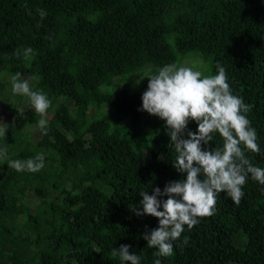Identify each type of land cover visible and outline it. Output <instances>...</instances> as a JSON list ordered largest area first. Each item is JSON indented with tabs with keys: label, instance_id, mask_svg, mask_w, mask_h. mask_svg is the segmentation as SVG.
I'll use <instances>...</instances> for the list:
<instances>
[{
	"label": "trees",
	"instance_id": "obj_1",
	"mask_svg": "<svg viewBox=\"0 0 264 264\" xmlns=\"http://www.w3.org/2000/svg\"><path fill=\"white\" fill-rule=\"evenodd\" d=\"M189 52L208 59L213 74L223 66L232 93L252 105L260 151L246 156L264 168V0H0V72L31 75L52 108L47 133L38 127L33 144L24 129L41 116L14 94L0 148L8 160L34 158L41 147L50 155L35 173L0 159V264H122L111 256L121 244L141 264H264V185L250 177L239 205L218 193L214 214L185 226L168 257H156L142 238L158 220L130 210L139 191L183 177L172 166L165 122L138 110L148 80L139 90L124 80L146 63L161 68ZM114 78L124 80L114 88ZM90 107L108 109L87 120ZM221 143L214 133L210 147ZM26 191L37 199L33 213Z\"/></svg>",
	"mask_w": 264,
	"mask_h": 264
},
{
	"label": "clouds",
	"instance_id": "obj_2",
	"mask_svg": "<svg viewBox=\"0 0 264 264\" xmlns=\"http://www.w3.org/2000/svg\"><path fill=\"white\" fill-rule=\"evenodd\" d=\"M37 11L41 19L46 17L43 9ZM32 53L29 47L23 56L27 59ZM147 79L138 110L165 122L168 146L175 152L172 166L183 178L167 182L162 190L155 187L151 194L139 191V207L131 205L130 210L138 217L147 215L158 220L157 227L146 230L142 238L149 248L156 249V257H168L173 254L172 242L180 238L185 226L190 230L199 218L214 214L218 193L225 192L239 205L249 177L264 185V168L254 166L246 156V152L260 151L256 130L247 115L252 105L232 93L223 66L218 64L214 75H203L191 67L166 64ZM11 85L14 94L28 98L37 114H47L50 100L42 91H34L28 80L21 79V73L11 76ZM190 121L197 125L195 131L188 129ZM38 127L46 134L47 120L40 119ZM6 131V127H0V136ZM214 133L222 143L212 149ZM0 159L8 160L7 148H0ZM8 166L17 172L35 173L44 167V156L8 160ZM130 247H113L111 256L119 257L122 264H141V257L130 252ZM153 264H161V260L157 258Z\"/></svg>",
	"mask_w": 264,
	"mask_h": 264
},
{
	"label": "rangeland",
	"instance_id": "obj_3",
	"mask_svg": "<svg viewBox=\"0 0 264 264\" xmlns=\"http://www.w3.org/2000/svg\"><path fill=\"white\" fill-rule=\"evenodd\" d=\"M173 64H176L177 66L191 67L193 68V70L201 71L203 75H214L211 72L209 60L204 58L200 54V52H189L184 55H177V58ZM153 69H155V71L152 74H150ZM159 69H160L159 67H155L151 63H146L140 71L134 72L129 78H126L125 80L114 78L112 81V87L116 88L120 86V84L124 80L129 82V85L133 90H139L146 84L145 82H147L148 80L147 77L154 75L156 72H158ZM21 79L28 80L30 87L33 88V85L31 84V80H32L31 75L25 74L21 77ZM62 101L67 106H72L73 104V100L69 97L63 98ZM16 103H17V99L15 98L14 93L12 92L11 74L8 71H2L0 72V127H7L12 123L14 113L10 109V107ZM20 107L26 108V104L21 103ZM107 109L108 107H90L86 113L87 114L86 119L90 120L93 117H97ZM51 116H52V108H49L47 110V114L43 117L41 116L39 119H45L47 120L48 123ZM58 128H60V130L65 133L66 130H64L61 127V125H58ZM24 135L26 139H28L30 142L35 144L40 139V134L38 132V125L26 127L24 129ZM142 146H145L144 143L142 144ZM142 146L141 149L143 150L142 152L143 156L145 157L149 156L148 153L144 151V147ZM38 152L47 156L50 155L49 151L42 147L38 149ZM68 185H70V183H68ZM25 199L29 207V212L33 213L35 211L36 208L35 204L37 201L35 193L33 191H26ZM18 221L20 223L23 222L24 216L20 217Z\"/></svg>",
	"mask_w": 264,
	"mask_h": 264
}]
</instances>
